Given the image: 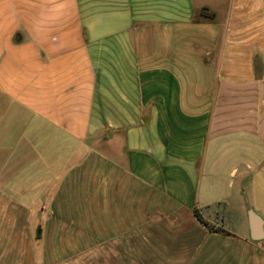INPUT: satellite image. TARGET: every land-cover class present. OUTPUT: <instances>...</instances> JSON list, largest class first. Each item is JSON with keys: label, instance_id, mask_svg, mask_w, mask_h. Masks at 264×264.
Listing matches in <instances>:
<instances>
[{"label": "crops", "instance_id": "1", "mask_svg": "<svg viewBox=\"0 0 264 264\" xmlns=\"http://www.w3.org/2000/svg\"><path fill=\"white\" fill-rule=\"evenodd\" d=\"M0 264H264V0H0Z\"/></svg>", "mask_w": 264, "mask_h": 264}, {"label": "trees", "instance_id": "2", "mask_svg": "<svg viewBox=\"0 0 264 264\" xmlns=\"http://www.w3.org/2000/svg\"><path fill=\"white\" fill-rule=\"evenodd\" d=\"M195 213L197 215V217L199 218V220L206 226H208L211 230L213 231H222V232H226L224 229L221 228H217L214 225L210 224L204 217L203 215L199 212L198 209L195 210Z\"/></svg>", "mask_w": 264, "mask_h": 264}, {"label": "water", "instance_id": "3", "mask_svg": "<svg viewBox=\"0 0 264 264\" xmlns=\"http://www.w3.org/2000/svg\"><path fill=\"white\" fill-rule=\"evenodd\" d=\"M253 231H254L253 235L255 239H260L262 237L263 234H262V226H261L260 221L255 220L253 222Z\"/></svg>", "mask_w": 264, "mask_h": 264}]
</instances>
